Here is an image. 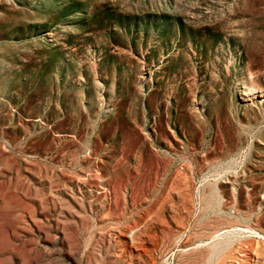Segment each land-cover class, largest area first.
Returning <instances> with one entry per match:
<instances>
[{
  "label": "rangeland",
  "instance_id": "374dc122",
  "mask_svg": "<svg viewBox=\"0 0 264 264\" xmlns=\"http://www.w3.org/2000/svg\"><path fill=\"white\" fill-rule=\"evenodd\" d=\"M0 264H264V0H0Z\"/></svg>",
  "mask_w": 264,
  "mask_h": 264
},
{
  "label": "bare ground",
  "instance_id": "6f19581e",
  "mask_svg": "<svg viewBox=\"0 0 264 264\" xmlns=\"http://www.w3.org/2000/svg\"><path fill=\"white\" fill-rule=\"evenodd\" d=\"M246 229L248 230V232L251 231V233H253V234H255V235L258 236V233H257L256 231H254L253 229H250V228H248V227H246ZM249 233H250V232H249ZM215 247H216V246H213L214 249H215ZM212 250H213V249H212Z\"/></svg>",
  "mask_w": 264,
  "mask_h": 264
}]
</instances>
